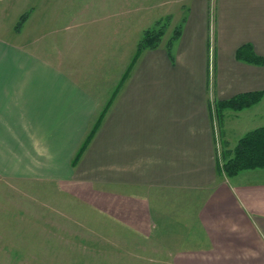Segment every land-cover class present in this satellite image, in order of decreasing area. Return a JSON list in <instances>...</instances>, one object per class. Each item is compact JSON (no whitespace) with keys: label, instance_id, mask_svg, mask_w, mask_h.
Instances as JSON below:
<instances>
[{"label":"crops","instance_id":"0c3cea01","mask_svg":"<svg viewBox=\"0 0 264 264\" xmlns=\"http://www.w3.org/2000/svg\"><path fill=\"white\" fill-rule=\"evenodd\" d=\"M80 4L86 10L80 19L92 23L87 27L101 22L118 29L122 14L99 16L94 2ZM37 6L24 11L22 26ZM180 7L181 31L169 51L161 42L142 50L73 166L100 99L48 57L0 35L3 162L43 166L39 173L28 167L25 177L54 182L106 219L68 226L22 215L10 222L27 230L11 238V261L49 264L67 245L66 230L77 239L84 227L96 235L81 243L92 264H264V170L230 177L222 170V150L264 125V93L221 118L214 112L219 99L264 91V64L235 57L243 43L264 56V0H189ZM125 16L123 31L147 23ZM102 46H112L109 38ZM53 207L66 217L61 205Z\"/></svg>","mask_w":264,"mask_h":264},{"label":"rangeland","instance_id":"374dc122","mask_svg":"<svg viewBox=\"0 0 264 264\" xmlns=\"http://www.w3.org/2000/svg\"><path fill=\"white\" fill-rule=\"evenodd\" d=\"M161 1L0 0V35L2 38H10L16 43H22L26 47L34 49L39 55L48 57L70 75L78 78L100 99V109L107 102L113 88L123 79L124 73L126 74L129 70L136 43L142 37L144 30L164 26L160 42L166 44L174 28L180 25V6L189 3V0H177L172 5L161 3ZM80 2L87 4L94 2L99 16L103 13L104 15L122 14L123 19L126 11L129 10L131 13L126 15L125 19L128 16L130 18L134 16L133 21L136 25L146 18L147 23L142 30L137 31V27H134L133 30L123 31L124 20L119 17V22L118 20L115 22L118 29L113 30L101 22H97V25L93 24V27L90 28L87 25H92L91 22L87 20L83 22L80 19L82 12L86 11ZM37 4L36 12L31 13L24 22L25 24L22 26V23L17 31L14 30L20 14L24 11H32V7ZM165 10L171 12V16L167 12L164 13ZM160 14L162 16L159 17ZM101 35L103 39L100 41L102 42L93 46L92 44L98 42ZM107 38L112 46L103 47ZM102 49L109 51L102 52ZM3 151L9 152L8 150ZM6 159L8 158L0 156V264H42V260L27 261L23 260L21 256H18V261H11L13 260L11 255H15L9 252L11 238L18 237L19 233L27 230L19 229V226L12 228L10 222L17 224L22 215L24 216L23 220L29 216L30 219L33 218L34 221L39 222L50 220V222L62 223L67 221L68 226L74 225L75 221L92 222L93 224L105 222V217H98V214L87 208L84 203L62 194L54 182H44L40 179L30 180L25 177L26 170L30 167L35 173H39L43 166L34 165L33 167L4 163L3 160ZM255 170H264V168ZM255 173L261 174L253 172V174ZM59 205L67 210L66 217L64 213L60 214L53 207ZM27 206H29L28 209H34V211L26 209ZM30 206L32 207L30 208ZM47 206H50L47 210H51V212L46 211L44 207ZM11 209L21 211L15 213ZM73 231L75 232L70 228L66 230L67 245L60 246L62 248L61 256L50 260L49 264H92V262L83 259L86 256L83 255L85 253L81 243L88 241L85 238H94L95 232L83 227L77 231L78 237L81 239L78 240V237H76L77 239L73 237ZM99 236H106L105 231L100 230Z\"/></svg>","mask_w":264,"mask_h":264},{"label":"trees","instance_id":"16d2710c","mask_svg":"<svg viewBox=\"0 0 264 264\" xmlns=\"http://www.w3.org/2000/svg\"><path fill=\"white\" fill-rule=\"evenodd\" d=\"M26 16L27 12H23L20 15L17 23L15 24V28H18L22 24ZM180 28V25L176 26L172 35L167 40L166 45L168 51L172 41L179 36L181 31ZM164 29V26H160L158 28H148L144 30L142 37L136 43L135 53L132 58V64L130 65L129 70L126 74L124 73L122 77L123 79L111 91L107 102L102 108L98 110L97 114L93 118L84 139L82 140L71 160L72 166L77 162L85 145L96 131L98 126L101 124V121L105 117L109 106L120 92L125 79L128 78L130 73L133 71L142 50L156 47L161 40ZM235 57L236 59L245 62L258 65L264 64V56L257 54L253 50V47L250 43H243L239 45L235 51ZM263 93V90L245 91L236 93L226 99H219L214 103V112L217 117L221 118L225 109L240 110L242 108L248 107L254 103H257L262 98ZM222 153L225 156V159L222 163V170L228 177L233 176L244 169L264 168V125L246 131L237 139L235 145L230 150L223 149Z\"/></svg>","mask_w":264,"mask_h":264}]
</instances>
